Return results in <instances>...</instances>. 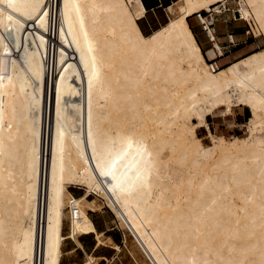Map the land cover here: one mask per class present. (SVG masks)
Segmentation results:
<instances>
[{"label":"bare ground","instance_id":"bare-ground-1","mask_svg":"<svg viewBox=\"0 0 264 264\" xmlns=\"http://www.w3.org/2000/svg\"><path fill=\"white\" fill-rule=\"evenodd\" d=\"M237 1L264 35V0ZM227 3L179 0L145 34L142 0H0V264H61L92 232L107 244L92 192L151 264H264V48L213 71L188 23ZM219 14L203 17L212 38ZM241 105L250 136L214 135L207 117Z\"/></svg>","mask_w":264,"mask_h":264},{"label":"rangeland","instance_id":"rangeland-1","mask_svg":"<svg viewBox=\"0 0 264 264\" xmlns=\"http://www.w3.org/2000/svg\"><path fill=\"white\" fill-rule=\"evenodd\" d=\"M171 1L177 0H145L148 13L144 18L139 20L140 24L144 28L147 33L153 31V28L161 26L164 22L168 21L173 15L168 11V9H164L163 7L154 8V6L163 4L167 7V4H171ZM228 7L231 9H236L238 5L237 0H228ZM227 13H232L228 11ZM226 14V13H225ZM234 13H232V16ZM244 21L247 25L248 23ZM189 22V20H188ZM190 25V23H189ZM191 27V25H190ZM249 28V25L248 27ZM192 29V28H191ZM253 40L257 41L259 46L258 49L264 47V35L260 34L256 37L252 33ZM257 49V50H258ZM209 62V60L207 59ZM220 67H224L225 65H220ZM65 95L70 100L75 102L80 100L79 91L74 86H68L65 90ZM79 95V97H77ZM239 111H242V114L239 115ZM226 110H220L215 115H209L207 119L215 123L211 126V130L214 135H222L227 140H231L235 137H248L250 136V131L248 130L249 117L251 116L250 109L247 106L241 105L238 107H234L232 114H225ZM183 118H180L179 121H183ZM196 121V120H194ZM208 121V122H209ZM177 125H173L176 127ZM197 136L202 139L204 145L212 146V139L208 132H206L205 128L197 129ZM256 142L260 145H264V131L258 132L255 135ZM178 167V168H177ZM175 173L176 176H179L182 172H187L188 169L181 166H176ZM184 170V171H183ZM180 172V173H179ZM70 191L76 197L82 196L86 193V187L83 185H75L71 184ZM101 198V199H100ZM89 200L95 199L98 207L95 211H90V216L95 220L100 221L102 227H109V230L106 234L102 235V239L107 244H103L101 246L102 251L101 254L107 255L106 257H96L98 254H90L94 257L93 263L91 264H151L145 253L139 247L137 242L135 241L134 236L130 232V230L121 224V222L117 219L114 212L106 205L105 200L100 197L96 193H91L88 196ZM101 207V208H100ZM68 208H66L65 212L68 213ZM121 224V225H120ZM122 226V227H121ZM69 232V219L65 218L64 221V229L63 233L67 235ZM109 235L110 237H105ZM70 241L72 239H66L63 251L65 252L66 245H70ZM115 245H119L121 247L120 250H116L114 248ZM87 263V255L81 254L79 252H75L73 254H64L61 260V264H86ZM90 264V263H89Z\"/></svg>","mask_w":264,"mask_h":264},{"label":"crops","instance_id":"crops-1","mask_svg":"<svg viewBox=\"0 0 264 264\" xmlns=\"http://www.w3.org/2000/svg\"><path fill=\"white\" fill-rule=\"evenodd\" d=\"M142 1L146 8L145 15L142 17L144 18L149 11L147 9V6L144 3V0ZM177 1H171V4H167V7H165L163 4H159V5L154 6L152 9L163 7L164 9L167 8L168 11L170 12L171 10L169 8H171L172 5ZM236 10L237 8L232 9L231 12L234 13L233 16H232V13L226 12V14L225 13L219 14L215 18L212 24V32H213L214 38H212L211 35L209 37L208 34L202 29L201 22L196 16H194V14L188 17V20H189L188 23H190L191 25L196 41L198 45L200 46L206 61L207 59L209 60V62L207 61L208 63H210V61H215L217 66L220 69L226 68L230 66L232 63L239 61L251 55L252 53H255L262 49V48L258 49L259 46L257 44V41L253 40L252 38L253 37L252 33L254 34V32L251 31L249 28H247L248 25L244 21H242V19L236 18L238 17ZM170 19L166 23H168ZM165 24H162L160 27H162ZM230 36L231 38H229ZM255 36L258 37L257 35ZM219 64L225 65V66L220 67ZM240 114H242V111H239V115ZM208 123L211 129V126L215 122L209 121ZM205 130L206 132H208L207 129ZM92 220L94 222L96 231L98 233L106 234L109 230H111V228L109 227H102V224L100 223V221L95 220L94 218H92ZM105 237H110V236L107 235ZM78 240H79V243L74 240L70 241L69 243L70 245H66L65 252L64 251L63 252L65 254H73L75 252H79L85 255L89 253L90 254L96 253L98 254L96 257H106L107 256L105 254L100 253L102 251L101 246L103 244H99L96 233L92 232V233L82 234L78 237Z\"/></svg>","mask_w":264,"mask_h":264},{"label":"built area","instance_id":"built-area-1","mask_svg":"<svg viewBox=\"0 0 264 264\" xmlns=\"http://www.w3.org/2000/svg\"><path fill=\"white\" fill-rule=\"evenodd\" d=\"M228 11H232V9L230 7H221V9H210V10H202V11H199L197 13H195V16L201 21V27L202 29L208 33V36L210 37V33H209V29H208V22L204 21L203 20V17H212L213 14H219V13H226ZM236 13L238 14V19H242L241 17V13L239 11H236ZM243 20V19H242ZM210 24V23H209ZM231 38V36L229 37ZM231 40V39H230ZM232 42V41H231ZM216 65V67H215ZM210 66L212 68L213 71H215L216 69H218L219 67L217 66L216 62L215 61H210ZM78 213V209H74V214L77 215Z\"/></svg>","mask_w":264,"mask_h":264},{"label":"trees","instance_id":"trees-1","mask_svg":"<svg viewBox=\"0 0 264 264\" xmlns=\"http://www.w3.org/2000/svg\"><path fill=\"white\" fill-rule=\"evenodd\" d=\"M144 1H145V0H144ZM144 3H145V2H144ZM145 5H146V3H145ZM166 22H167V21H166ZM166 22H164L163 24H165ZM139 23H140V22H139ZM140 26H141L143 32L146 33V34H148V33L144 30V28L142 27L141 24H140ZM159 27H160V26H159ZM159 27L153 28V30H155V29H157V28H159Z\"/></svg>","mask_w":264,"mask_h":264}]
</instances>
